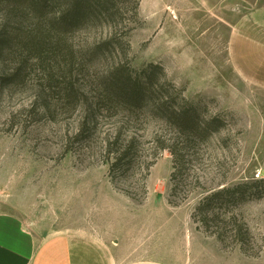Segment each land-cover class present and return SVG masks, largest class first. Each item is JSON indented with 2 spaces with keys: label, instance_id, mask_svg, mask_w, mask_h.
I'll return each instance as SVG.
<instances>
[{
  "label": "rangeland",
  "instance_id": "374dc122",
  "mask_svg": "<svg viewBox=\"0 0 264 264\" xmlns=\"http://www.w3.org/2000/svg\"><path fill=\"white\" fill-rule=\"evenodd\" d=\"M128 1L62 38L29 3L0 2V212L106 264H264V191L231 208L236 224L208 232L192 218L210 191L264 180V0H163L150 17ZM151 64L165 74L155 70L153 99L175 98L170 82L224 121L190 149L179 206L164 149L175 131L109 101L115 68L139 77ZM115 137L112 149L136 139L139 162L112 181Z\"/></svg>",
  "mask_w": 264,
  "mask_h": 264
},
{
  "label": "trees",
  "instance_id": "16d2710c",
  "mask_svg": "<svg viewBox=\"0 0 264 264\" xmlns=\"http://www.w3.org/2000/svg\"><path fill=\"white\" fill-rule=\"evenodd\" d=\"M25 2L29 3L31 9L40 19L52 17V33L57 38L66 37L70 33L76 32L81 27L92 22L108 19L119 12V0H0V2ZM128 1V0H127ZM134 1V14L138 17L140 10V0ZM128 1V2H129ZM100 47V46H99ZM155 70L162 71V67L149 65L142 70L139 77H134L133 73H128L115 68L112 82L108 90L109 101L112 104L121 106L124 109L144 110L148 109L151 113L161 116L167 126L173 128L176 138L164 146L165 150L173 158V173L171 176L172 188L169 203L179 206L188 200V195L179 201H174L180 184L183 182L184 167L188 162L189 151L193 146L208 141L215 133L224 127V121L219 116L204 117L199 104L189 101L184 96V91L178 90L176 86L167 82L169 87L177 91L175 98L170 92L168 96H163L155 100L150 95L155 92L152 84ZM162 88H159L161 92ZM119 137L106 143V152L111 157L110 177L115 181L117 174L123 170L134 168L139 157L134 153L136 149V139H127L117 148ZM166 143V142H164ZM152 164L147 167L149 171ZM184 170V171H183ZM190 178V177H189ZM197 185L200 181L197 179ZM196 187V186H195ZM264 191V180L254 183L251 186L245 183L237 184L231 188L223 187L218 190L210 191L199 203L193 213V221L202 224L206 231H211L212 222L223 225H233L238 222V216L231 210L247 202L254 195ZM219 227V226H218ZM240 228H235V236H240ZM222 229L212 232L213 235L225 244ZM245 252V249L242 248Z\"/></svg>",
  "mask_w": 264,
  "mask_h": 264
},
{
  "label": "crops",
  "instance_id": "0c3cea01",
  "mask_svg": "<svg viewBox=\"0 0 264 264\" xmlns=\"http://www.w3.org/2000/svg\"><path fill=\"white\" fill-rule=\"evenodd\" d=\"M164 4L141 0L140 14L150 17ZM33 229L18 214L0 212V264H106L88 258L82 244L69 235L41 236Z\"/></svg>",
  "mask_w": 264,
  "mask_h": 264
}]
</instances>
